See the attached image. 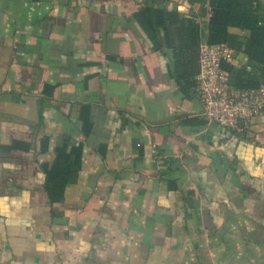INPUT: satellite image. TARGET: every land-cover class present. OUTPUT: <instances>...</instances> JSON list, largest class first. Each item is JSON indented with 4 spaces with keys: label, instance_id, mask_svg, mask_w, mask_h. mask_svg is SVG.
I'll list each match as a JSON object with an SVG mask.
<instances>
[{
    "label": "crops",
    "instance_id": "0c3cea01",
    "mask_svg": "<svg viewBox=\"0 0 264 264\" xmlns=\"http://www.w3.org/2000/svg\"><path fill=\"white\" fill-rule=\"evenodd\" d=\"M145 8L201 42L228 19L210 0H0V264H264V114L249 135L208 122L179 71L199 45L177 58L180 28L154 42ZM227 32L252 73L250 30ZM65 138L81 166L52 203L41 164Z\"/></svg>",
    "mask_w": 264,
    "mask_h": 264
},
{
    "label": "trees",
    "instance_id": "16d2710c",
    "mask_svg": "<svg viewBox=\"0 0 264 264\" xmlns=\"http://www.w3.org/2000/svg\"><path fill=\"white\" fill-rule=\"evenodd\" d=\"M197 1L204 2L206 0ZM210 4L216 9H226L228 19L222 23L211 21L207 37L208 42L213 44L226 42L232 48L239 50L241 46L237 37L227 32L229 25H236L251 32L248 52L250 59L257 66L252 73L245 74L246 71H242L240 68L236 69L230 63H224L223 68L230 73V76L234 75L236 80L235 82L232 79L233 82L231 81V85L237 89L259 88L264 84V20H262L264 13L261 14L263 12L262 6L256 0H210ZM140 19L154 42H159L158 36L161 26L165 27L166 32H168V27L172 25L180 28L181 36L179 40L181 41V47L179 53L176 54L177 58H180L185 50L191 49L192 47L195 48L201 44L202 36L199 24L194 20L183 17L177 11L145 8L140 13ZM167 36L169 38V34ZM188 66L190 65L187 63L186 67L182 66L179 69L184 81L183 86L187 84L195 91L196 76L191 75V70ZM247 74L250 75L246 77ZM255 74L257 77H255ZM69 140V138L63 139L56 147L54 160L50 163L41 164V169L45 177L44 189L52 203L63 200L66 186L69 183L75 182L73 180L76 178L81 166L82 146H71ZM47 144L48 142L45 139L42 144V151L46 150ZM8 149L30 150L28 144L20 142H16L15 145L8 147Z\"/></svg>",
    "mask_w": 264,
    "mask_h": 264
},
{
    "label": "built area",
    "instance_id": "2783aa9c",
    "mask_svg": "<svg viewBox=\"0 0 264 264\" xmlns=\"http://www.w3.org/2000/svg\"><path fill=\"white\" fill-rule=\"evenodd\" d=\"M234 54L227 43L213 44L204 39L199 46L195 91L208 122L249 135L264 114V85L256 89L230 85V73L223 65L231 62Z\"/></svg>",
    "mask_w": 264,
    "mask_h": 264
}]
</instances>
